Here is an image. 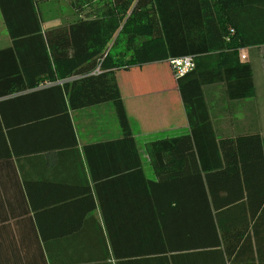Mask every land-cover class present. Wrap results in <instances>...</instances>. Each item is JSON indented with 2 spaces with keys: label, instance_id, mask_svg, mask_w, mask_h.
<instances>
[{
  "label": "crops",
  "instance_id": "0c3cea01",
  "mask_svg": "<svg viewBox=\"0 0 264 264\" xmlns=\"http://www.w3.org/2000/svg\"><path fill=\"white\" fill-rule=\"evenodd\" d=\"M40 5L44 31L115 7L112 0ZM1 20L0 51L12 46L0 10ZM240 56L251 65L255 96L232 101L223 83L204 86L211 131L199 129L200 147L168 61L116 72L132 140L112 102L72 110L54 88L62 81L10 97L0 112V264H208L200 252L208 242L195 238L194 205L203 192L195 186L226 168L214 139L260 136L264 147V45ZM183 137L190 146L152 157L150 143ZM212 178L236 185L224 175ZM201 219L204 233L202 213Z\"/></svg>",
  "mask_w": 264,
  "mask_h": 264
},
{
  "label": "trees",
  "instance_id": "16d2710c",
  "mask_svg": "<svg viewBox=\"0 0 264 264\" xmlns=\"http://www.w3.org/2000/svg\"><path fill=\"white\" fill-rule=\"evenodd\" d=\"M112 1L114 8L93 9L85 19L44 31L39 0H0L12 41L0 51V112L8 110L10 97L43 81H62L54 88L66 94L72 110L112 102L125 138L132 140L116 72L193 56L195 69L177 81L194 144L200 147L199 129L211 131L204 86L223 83L232 101L255 96L251 65L241 61L240 52L264 45V0ZM214 143L226 164L216 173L236 185H218L213 173L208 185L195 186L203 191L198 190L194 205L195 238L203 237L209 247L200 252L209 256L208 264H264L263 139L242 136ZM190 144V137L160 140L150 143L149 151L155 157L162 149ZM222 192L226 199L219 198Z\"/></svg>",
  "mask_w": 264,
  "mask_h": 264
},
{
  "label": "built area",
  "instance_id": "2783aa9c",
  "mask_svg": "<svg viewBox=\"0 0 264 264\" xmlns=\"http://www.w3.org/2000/svg\"><path fill=\"white\" fill-rule=\"evenodd\" d=\"M242 58L244 59L245 56H242ZM168 63L176 79L186 76L195 69V60L193 56L171 58ZM96 73H99V69H97L94 74Z\"/></svg>",
  "mask_w": 264,
  "mask_h": 264
},
{
  "label": "rangeland",
  "instance_id": "374dc122",
  "mask_svg": "<svg viewBox=\"0 0 264 264\" xmlns=\"http://www.w3.org/2000/svg\"><path fill=\"white\" fill-rule=\"evenodd\" d=\"M43 7L44 6L40 5V7H39L40 13H42ZM5 35H6V31L4 28V24L1 20V22H0V48H2L4 46L3 44L5 43V40H4V38L6 37ZM121 49H123V48L121 47Z\"/></svg>",
  "mask_w": 264,
  "mask_h": 264
}]
</instances>
